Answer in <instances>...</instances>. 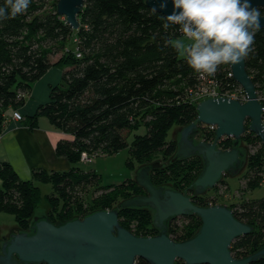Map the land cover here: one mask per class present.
Segmentation results:
<instances>
[{"label":"trees","instance_id":"16d2710c","mask_svg":"<svg viewBox=\"0 0 264 264\" xmlns=\"http://www.w3.org/2000/svg\"><path fill=\"white\" fill-rule=\"evenodd\" d=\"M58 1L31 0L25 12L0 20V135L5 129L6 112H21L34 85L51 69L58 68L62 79L51 87L50 101L24 119L32 128L44 116L56 130L71 137L61 140L56 152L66 157L72 168L63 172L34 170L32 178L24 181L12 166L0 164V213L14 215L18 233H31L36 211L43 202L45 216L55 225L97 211L119 209L123 202L147 194L137 181L139 171L134 179L121 185L103 186L99 175L83 172L79 164L82 153L93 160L126 148H130V165L135 172L137 167L160 161L161 167L150 172L155 187L181 192L199 207L227 205L215 192L226 184L223 179L214 189L196 195L192 186L204 170V160L200 156L174 160L178 142L169 140V136L172 130L197 122V104L191 91L210 80L221 91L244 96L230 76L229 64L221 65L214 76L200 78L175 49L165 45L167 39L181 37L178 26L166 32L161 19L165 16L149 9L147 0H85L78 18L79 30H73L66 18L59 16ZM4 3L0 0V6ZM259 10L264 15V9ZM245 59L264 107V29L256 31L252 51ZM141 126L146 127V133L128 143L125 132ZM205 127L198 125L199 141L214 142L215 132ZM218 144L223 150L231 149L235 140L225 138ZM251 160L253 167L264 162L256 155ZM248 178L249 185L257 180ZM41 185L52 186V193L44 195ZM91 187L100 194L87 203L79 193ZM256 187L257 183L253 189ZM228 206L239 221L253 227L250 234L232 244L233 256L254 255L264 248V198ZM119 210L121 225L135 235L154 237L162 233L149 208ZM179 219L185 222L182 226L175 223ZM201 227V217L190 214L172 219L167 234L174 241H187ZM136 264L149 263L140 258ZM176 264L186 263L178 260ZM252 264H264V258Z\"/></svg>","mask_w":264,"mask_h":264},{"label":"water","instance_id":"95a60500","mask_svg":"<svg viewBox=\"0 0 264 264\" xmlns=\"http://www.w3.org/2000/svg\"><path fill=\"white\" fill-rule=\"evenodd\" d=\"M147 0L149 9L164 16L174 11L173 0ZM252 7L264 9V0H250ZM85 0H59L57 13L65 17L73 30H79V16ZM264 29V15L260 28ZM234 81L240 85L246 101L229 97H209L197 104V122L182 129L174 160L200 156L205 167L194 182L196 195L214 189L227 173L232 177L244 171L248 163L247 142L241 140L247 131L264 144L263 104L253 79L246 69V59L229 63ZM216 127L214 142L197 141L198 125ZM233 138V148L223 150L218 142ZM241 141V143H240ZM240 144V145H239ZM244 161V164H243ZM161 167L160 161L139 168L137 181L147 194L123 202L119 209L149 208L154 223L162 233L154 237H140L120 223L119 209L92 213L62 225H55L46 216H36L32 232L11 235L2 244L0 264H136L144 259L149 264H252L264 258V248L245 258H235L231 246L241 236L250 234L253 227L239 221L227 205L196 206L191 198L164 186L155 187L150 172ZM136 177V175H135ZM196 214L202 227L195 237L177 242L167 234L168 223L176 218Z\"/></svg>","mask_w":264,"mask_h":264},{"label":"clouds","instance_id":"9594fccd","mask_svg":"<svg viewBox=\"0 0 264 264\" xmlns=\"http://www.w3.org/2000/svg\"><path fill=\"white\" fill-rule=\"evenodd\" d=\"M31 0H5L0 20L25 12ZM174 11L161 17L163 28L175 25L180 38L167 39L188 65L204 78L214 76L221 65H235L252 51L260 28L261 12L250 0H173ZM167 0L161 4L164 8ZM155 11V9H153Z\"/></svg>","mask_w":264,"mask_h":264},{"label":"rangeland","instance_id":"374dc122","mask_svg":"<svg viewBox=\"0 0 264 264\" xmlns=\"http://www.w3.org/2000/svg\"><path fill=\"white\" fill-rule=\"evenodd\" d=\"M58 59V57H57ZM244 98V97H243ZM246 99V98H245ZM14 110L9 109L6 112V120L8 121V117L10 114V117H12ZM13 119V117H12ZM24 120V119H23ZM22 122V121H21ZM206 126V125H205ZM206 130L214 131L215 129H211V126L205 127ZM146 127L141 126L139 129L130 131L129 133L125 132V137L128 143L132 144L136 135H144L146 133ZM182 129H174L172 130L169 140H179L180 133ZM248 132V133H247ZM201 133L197 135L195 138L197 141L200 139ZM224 137L223 139L225 140ZM252 132L249 130L246 131V133L242 136L243 141L247 142L248 147V163L244 169L243 172H241L239 175L233 176L229 173L225 174L223 176V180H226V184L220 186V188L215 191L220 199L224 203L228 205L235 203V202H241L242 200L247 199H261L264 198V162L262 165L253 167L251 164L254 162L251 160V157L256 155L262 160H264V152L262 151V143L259 141ZM234 140L233 138H230ZM222 140V139H221ZM213 142V141H212ZM219 145V144H218ZM131 152L130 148H126L124 150H121L115 154L112 155H99L95 157L92 162L85 163L81 159V164H79L80 169L85 173H95L100 176L101 178V185L103 186H116L121 185L127 180L134 179L136 172L134 169H132V166L130 165L131 162ZM139 167H137L136 170H138ZM257 179L254 183L249 185V178ZM257 183V187L253 189V186ZM42 191L44 195L52 193L53 189L52 186L41 185ZM82 196V199L85 200V202H89L92 200L93 197L97 196L98 193L96 191V187L89 188L86 192L81 191L79 193ZM212 194H214L212 192ZM46 206L43 202L40 209L36 211L35 216L43 217L46 215ZM180 218V217H178ZM178 225L182 226L185 222L183 220H175ZM19 229L16 228V222L15 217L12 214L1 212L0 213V250L2 247V244L7 241L10 238L11 234L18 233Z\"/></svg>","mask_w":264,"mask_h":264},{"label":"crops","instance_id":"0c3cea01","mask_svg":"<svg viewBox=\"0 0 264 264\" xmlns=\"http://www.w3.org/2000/svg\"><path fill=\"white\" fill-rule=\"evenodd\" d=\"M61 79L62 72L54 67L34 85L31 97L21 110L24 118L32 117L41 105L50 101L51 87H55ZM8 119L0 135V164L7 163L12 166L24 181L32 178L34 170L42 169L49 172L71 170L72 164L69 160L56 152L57 144L71 137L56 130L44 116H40L32 128L26 125L25 119L16 122L10 114Z\"/></svg>","mask_w":264,"mask_h":264},{"label":"built area","instance_id":"2783aa9c","mask_svg":"<svg viewBox=\"0 0 264 264\" xmlns=\"http://www.w3.org/2000/svg\"><path fill=\"white\" fill-rule=\"evenodd\" d=\"M78 57H80V55L78 54ZM230 76L232 77V73L230 74ZM192 97H193V102L196 104H199L200 102H202L203 100H205L206 98L209 97H229V98H233L236 100H240V101H246V96L244 94V98L240 96L239 93L237 92H224L221 91L216 82H214L213 80H210L209 82L203 84L200 89L198 90H192ZM264 111V109H263ZM13 120L16 122H21L24 119V116L22 115V113L20 111H14L12 114ZM211 129H215V127L211 126ZM81 160L85 163H90L92 162V158L88 153H82L81 155Z\"/></svg>","mask_w":264,"mask_h":264},{"label":"flooded vegetation","instance_id":"af4514ba","mask_svg":"<svg viewBox=\"0 0 264 264\" xmlns=\"http://www.w3.org/2000/svg\"><path fill=\"white\" fill-rule=\"evenodd\" d=\"M44 216H45V215H44ZM14 234H16V233H14ZM11 235H13V234H11ZM11 235H10V237H11ZM9 239H10V238H9ZM9 239H8V240H9ZM8 240H7V241H8ZM5 242H6V241H5Z\"/></svg>","mask_w":264,"mask_h":264}]
</instances>
